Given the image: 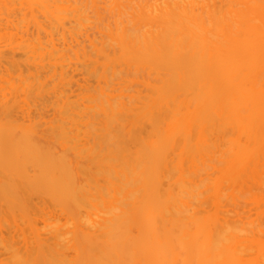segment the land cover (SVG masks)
Masks as SVG:
<instances>
[{
	"label": "bare ground",
	"instance_id": "obj_1",
	"mask_svg": "<svg viewBox=\"0 0 264 264\" xmlns=\"http://www.w3.org/2000/svg\"><path fill=\"white\" fill-rule=\"evenodd\" d=\"M0 232L2 264H264V0H0Z\"/></svg>",
	"mask_w": 264,
	"mask_h": 264
},
{
	"label": "rangeland",
	"instance_id": "obj_2",
	"mask_svg": "<svg viewBox=\"0 0 264 264\" xmlns=\"http://www.w3.org/2000/svg\"><path fill=\"white\" fill-rule=\"evenodd\" d=\"M254 211H255V212H252V216H253V218H255V216H256L255 213L257 212V210H254ZM1 234H3V233L0 232V237H1ZM4 235H5V234H3V236H4ZM5 236H6V235H5ZM5 236H4V237H5ZM8 246H9V245H8ZM8 246H7V247L5 246V249H6V248L9 249ZM0 247H3V246H1V244H0ZM10 247H12V246H10ZM15 247H16V246H15ZM16 248H18V246H17ZM0 249L3 251L2 248H0ZM11 249H15V248L12 247ZM2 251H1L0 253H3V252H4V251H3V252H2ZM5 251H6V250H5ZM7 251H8V250H7ZM9 251H10V250H9ZM11 251H12V250H11ZM6 253H7V252H6ZM6 253H5V254H6ZM11 253H12V252H10V254H11ZM5 254H3V256H4ZM6 255H7V254H6ZM8 255H9V253H8ZM9 256H10V255H9ZM9 256H6V257H9ZM12 257H13V255H12L10 258H12ZM1 258H2V257L0 256V259H1ZM3 258H5V257H3ZM3 258L1 259L0 264H2L1 262H3V263L6 262V260L3 261ZM10 258H9V259H10ZM5 259H8V258H5ZM7 261H9V260H7Z\"/></svg>",
	"mask_w": 264,
	"mask_h": 264
}]
</instances>
